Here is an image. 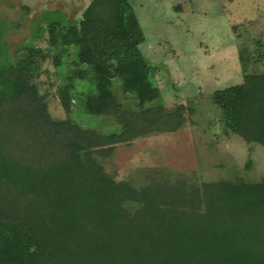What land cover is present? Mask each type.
<instances>
[{
  "label": "trees",
  "instance_id": "16d2710c",
  "mask_svg": "<svg viewBox=\"0 0 264 264\" xmlns=\"http://www.w3.org/2000/svg\"><path fill=\"white\" fill-rule=\"evenodd\" d=\"M18 27L0 21V264H264L262 183L154 182L136 190L95 161L139 128L174 131L182 124L178 110L145 108L158 90L128 0H91L79 22L52 21L35 35L46 36L54 67L70 50L76 54V69L56 88L62 109L71 111L72 82L87 81L94 88L85 96L87 113L115 116L119 133L100 135L44 113L28 83L37 49L22 44L11 55L4 39ZM112 59L116 64L107 65ZM114 80L139 112L120 110ZM212 101L225 133L264 147V74H245ZM131 205L136 210L122 223Z\"/></svg>",
  "mask_w": 264,
  "mask_h": 264
},
{
  "label": "rangeland",
  "instance_id": "374dc122",
  "mask_svg": "<svg viewBox=\"0 0 264 264\" xmlns=\"http://www.w3.org/2000/svg\"><path fill=\"white\" fill-rule=\"evenodd\" d=\"M90 1L0 0V21L19 25L5 33L11 55L22 44L37 49L38 69L28 75V83L35 86L45 114L100 135L119 133L115 116L87 113L85 96L94 89L87 81L72 82L71 111L62 109L56 88L76 69V54L70 50L54 67L46 36L35 39L38 28L49 22H79ZM128 1L145 37L139 52L153 67L149 81L158 90V98L145 108L178 110L182 124L174 131L139 128L134 138L93 155L97 164L106 176L136 190L154 182L167 187L184 181L195 186L238 181L264 185V147L225 133L212 101L215 91L241 84L245 74H264V0ZM120 46L124 52V44ZM115 64L116 59L107 63ZM111 91L121 111L141 110L134 97L122 93L117 80ZM135 210L129 206L122 223Z\"/></svg>",
  "mask_w": 264,
  "mask_h": 264
}]
</instances>
